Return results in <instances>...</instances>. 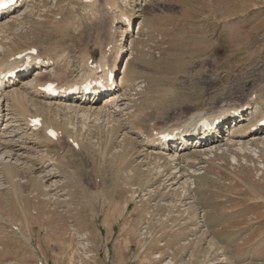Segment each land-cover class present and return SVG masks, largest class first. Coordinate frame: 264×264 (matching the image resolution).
<instances>
[{"label": "rangeland", "instance_id": "374dc122", "mask_svg": "<svg viewBox=\"0 0 264 264\" xmlns=\"http://www.w3.org/2000/svg\"><path fill=\"white\" fill-rule=\"evenodd\" d=\"M23 8L0 31L4 57H61L67 83L79 84L93 67L86 55L97 52L110 68L123 48L126 106L56 115L33 98L28 113L61 130L53 124L54 138L40 130L25 166L0 168V264H264L262 125L255 143L248 133L241 145L220 141L177 163L142 144L200 111L209 119L238 107L251 124L264 114V0H28ZM222 123L225 136L230 118Z\"/></svg>", "mask_w": 264, "mask_h": 264}, {"label": "bare ground", "instance_id": "6f19581e", "mask_svg": "<svg viewBox=\"0 0 264 264\" xmlns=\"http://www.w3.org/2000/svg\"><path fill=\"white\" fill-rule=\"evenodd\" d=\"M27 2L28 0H17L7 10L0 13V31L9 22H13L23 15L26 11L23 6ZM127 27L129 28V24H127ZM123 50V48H120L116 51L110 68L101 64V57H98L97 52L91 51L82 61L84 66L88 67L93 64V67H88L86 78L80 80L78 84L77 81L67 83V81H73L74 79L67 77L66 64H62L64 60H61L60 56V58H53L49 56L50 54L48 57L29 53L21 58L13 52H7L8 56L4 57L5 52L0 46V168L6 169L5 165L7 164L16 166L18 169L25 166L30 162V158H32L36 146H38L39 131L41 130L46 136L49 131L57 132L54 126L57 130H61L55 122L46 120L43 114L28 113L29 104L35 105L33 98L36 100L39 98V103L49 110L54 107L57 110L56 115H58V110H72L81 113V115L88 112L98 114L100 111H107V114L108 112L109 114H117L125 105L122 92L126 88V83L122 78H117L118 60L121 58ZM84 66L83 68H85ZM108 73L113 74L110 83L105 80ZM47 83L54 85V90L57 91L56 95L52 96L43 91ZM87 86L91 88L86 89ZM238 111H240L238 107H226L224 112L209 119H203L205 115L200 111L190 119L192 121L190 124H174L169 129L154 132L145 138L142 144L156 154L164 155L163 153H167V157L177 163L188 150L192 152L197 149L211 151V147L215 146L213 149L218 147L216 144L220 141L223 143L236 142L241 145L240 141H243L245 139L244 135L248 133L251 136L249 137L251 141H249V144L255 143L256 135L260 133V126L264 122V114L260 115L255 123L251 124L250 120L253 114L236 115ZM197 116L198 118L194 119ZM226 117L230 118L231 125L226 128V135L224 136L221 133L226 123L219 126L217 124L221 121L224 122ZM236 118L239 119L238 122H236ZM33 120L39 122V127L33 128L31 126ZM213 125H216V127L214 128ZM204 127L205 129H203ZM64 131L66 132L63 129ZM218 134L222 136L218 138ZM74 142L76 143V141ZM208 144L209 146H207ZM209 147L210 149H207ZM171 148H173L172 151ZM41 167L47 168V165L42 163ZM12 178L14 179L15 176H12ZM14 180L17 181V179Z\"/></svg>", "mask_w": 264, "mask_h": 264}]
</instances>
